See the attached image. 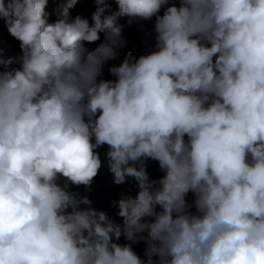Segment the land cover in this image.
Listing matches in <instances>:
<instances>
[{
  "label": "clouds",
  "instance_id": "9594fccd",
  "mask_svg": "<svg viewBox=\"0 0 264 264\" xmlns=\"http://www.w3.org/2000/svg\"><path fill=\"white\" fill-rule=\"evenodd\" d=\"M49 2L0 0L22 53L0 49V264H264V0H91V23ZM153 17L156 50L98 79L118 20ZM105 163L139 189L122 225L72 190Z\"/></svg>",
  "mask_w": 264,
  "mask_h": 264
},
{
  "label": "trees",
  "instance_id": "16d2710c",
  "mask_svg": "<svg viewBox=\"0 0 264 264\" xmlns=\"http://www.w3.org/2000/svg\"><path fill=\"white\" fill-rule=\"evenodd\" d=\"M172 0H170V3ZM177 6L178 0H176ZM64 0H57V3H52L51 0L49 2V6L47 11L49 12V23H54L61 17L59 16V11L63 6ZM95 5L91 2V0H79V2L75 5L74 8L69 11V22L73 20L76 16H81L85 19L89 20L91 23V16L95 11ZM111 8L113 11L117 10V6L115 3H111ZM164 9H161L160 15L163 14ZM118 23L124 25L122 30V38L126 41V44L123 48L119 50V55L115 60H111L105 63L102 68V75L98 79L103 80H115V77L112 76L108 72V68L111 66H119L120 63L124 60L125 55L127 53H131L133 57L139 58L141 55H147L151 52L155 51V35L154 32V23L155 17L151 20L143 21L138 20L133 22L131 25L128 24L127 18H120ZM103 34H101V39L92 44H86L85 46L89 50H94L99 43L103 42ZM0 49L3 52V59H16L21 56V51L19 47V41L15 40L11 37L7 28L4 24L3 20H0ZM13 68H19V63L12 65ZM2 70V68H0ZM101 152V159H104V149L99 150ZM146 171L149 174L150 180H159L164 176V172L160 170L158 162L153 160L145 161ZM73 191L77 192L80 196L87 195L92 201V207L97 211L105 212L110 219H112L116 224L122 225V218H120L117 213L119 211L116 201L121 199L122 196H130L135 198L137 192L139 191L135 181L129 179L126 183L122 185H115L113 183V176L108 171L107 165H105L100 169L97 177L94 178V183L90 190L85 189L83 187L74 188ZM195 199L194 194L189 193L186 197V201L188 204L192 205ZM159 210V209H157ZM191 212L195 213L194 206L190 209ZM151 219V218H148ZM143 235L146 236V233ZM114 242L124 245L131 244L133 251L141 257V259H145L144 253L146 249V245L142 241H138L136 243H131L124 239L123 236L119 240H114ZM155 259V258H154Z\"/></svg>",
  "mask_w": 264,
  "mask_h": 264
}]
</instances>
